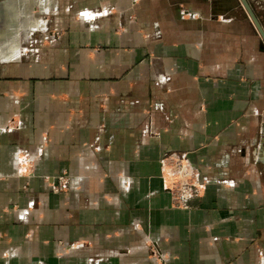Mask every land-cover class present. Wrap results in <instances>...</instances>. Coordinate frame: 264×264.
<instances>
[{
    "label": "crops",
    "instance_id": "1",
    "mask_svg": "<svg viewBox=\"0 0 264 264\" xmlns=\"http://www.w3.org/2000/svg\"><path fill=\"white\" fill-rule=\"evenodd\" d=\"M168 156L197 173L186 206ZM0 264H264L241 0H0Z\"/></svg>",
    "mask_w": 264,
    "mask_h": 264
},
{
    "label": "built area",
    "instance_id": "2",
    "mask_svg": "<svg viewBox=\"0 0 264 264\" xmlns=\"http://www.w3.org/2000/svg\"><path fill=\"white\" fill-rule=\"evenodd\" d=\"M165 163L170 168L173 177L171 186L168 188L173 204L176 207L186 206V201L198 193L200 183L197 173L180 157L168 156ZM164 164V163H163ZM57 184L52 186L53 192L63 191L66 188V177L61 174L56 177Z\"/></svg>",
    "mask_w": 264,
    "mask_h": 264
},
{
    "label": "rangeland",
    "instance_id": "3",
    "mask_svg": "<svg viewBox=\"0 0 264 264\" xmlns=\"http://www.w3.org/2000/svg\"><path fill=\"white\" fill-rule=\"evenodd\" d=\"M252 6L255 14H257L259 18L262 20V22H264V0H256V1L252 0Z\"/></svg>",
    "mask_w": 264,
    "mask_h": 264
},
{
    "label": "water",
    "instance_id": "4",
    "mask_svg": "<svg viewBox=\"0 0 264 264\" xmlns=\"http://www.w3.org/2000/svg\"><path fill=\"white\" fill-rule=\"evenodd\" d=\"M241 2L243 3L246 11L248 12L250 18L252 19V21L254 22V24L256 25V27L260 30V33H262V35H264L263 32H262V30H261V28H260V25H259L256 17H255V15L253 13V11L251 10V8L249 7V5L247 4L246 0H241Z\"/></svg>",
    "mask_w": 264,
    "mask_h": 264
}]
</instances>
